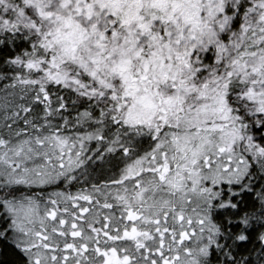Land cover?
<instances>
[{"label": "snow or ice", "instance_id": "6c2138e0", "mask_svg": "<svg viewBox=\"0 0 264 264\" xmlns=\"http://www.w3.org/2000/svg\"><path fill=\"white\" fill-rule=\"evenodd\" d=\"M0 256L264 264V0H0Z\"/></svg>", "mask_w": 264, "mask_h": 264}, {"label": "trees", "instance_id": "16d2710c", "mask_svg": "<svg viewBox=\"0 0 264 264\" xmlns=\"http://www.w3.org/2000/svg\"><path fill=\"white\" fill-rule=\"evenodd\" d=\"M67 99V97H66ZM36 108L37 111L40 110V108H42V105H35L34 106ZM69 111H72L71 105L69 107ZM73 116L75 115V113H72ZM31 115V114H29ZM109 173L105 170L104 172H97L93 175L87 176L85 180L80 181V183H76L73 182V185L68 186V190L71 192H75V191H79L80 189H90L91 184L93 183H102V177H106ZM63 190V189H62ZM94 202V201H93ZM92 202V203H93ZM83 203H87V202H83ZM102 208V207H101ZM7 257H2L0 256V259H6Z\"/></svg>", "mask_w": 264, "mask_h": 264}, {"label": "rangeland", "instance_id": "374dc122", "mask_svg": "<svg viewBox=\"0 0 264 264\" xmlns=\"http://www.w3.org/2000/svg\"><path fill=\"white\" fill-rule=\"evenodd\" d=\"M83 202H85V201H79V204H81V205H86L87 204V203L85 204ZM69 206H71L70 209H73L74 210V206H72V205H69ZM93 206L95 207L94 209H91L89 213H82V216H86V217H89L90 218L91 216L96 215L97 218H98V220L100 221V223H97L96 224V227H100L101 226V223L103 222V216L104 215H107L108 213L107 214L104 213V211L101 208V205H99V204L93 203ZM107 210H108L109 214L113 211L112 209H107ZM58 215H60V213H58ZM63 215L65 217L71 219V217L68 216L67 213H65ZM63 227H67V225H64Z\"/></svg>", "mask_w": 264, "mask_h": 264}, {"label": "flooded vegetation", "instance_id": "af4514ba", "mask_svg": "<svg viewBox=\"0 0 264 264\" xmlns=\"http://www.w3.org/2000/svg\"><path fill=\"white\" fill-rule=\"evenodd\" d=\"M87 190H90V189H87ZM76 192H77V191H75V192H74V191H73V192L71 191V193H73V194H75ZM93 203H95V201H94ZM93 203H92L91 209H94V208H95V207L93 206ZM69 207H71V206H69ZM102 210L104 211V213H106V214L108 213V214H109V212H108V210H107L106 208H103V207H102ZM80 215H82V213H80ZM104 216H105V215H104ZM104 216H103V217H104ZM83 222H84V221H80V223H83Z\"/></svg>", "mask_w": 264, "mask_h": 264}]
</instances>
